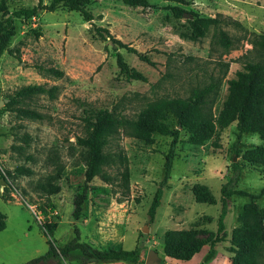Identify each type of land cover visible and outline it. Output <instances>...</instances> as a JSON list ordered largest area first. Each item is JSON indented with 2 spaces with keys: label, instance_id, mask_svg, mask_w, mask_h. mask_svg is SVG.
<instances>
[{
  "label": "rangeland",
  "instance_id": "obj_1",
  "mask_svg": "<svg viewBox=\"0 0 264 264\" xmlns=\"http://www.w3.org/2000/svg\"><path fill=\"white\" fill-rule=\"evenodd\" d=\"M39 1L8 0L9 11L31 8ZM172 7L186 12L178 16ZM88 9L95 16L92 22L67 8L40 10L28 20L16 18V34L9 48L21 58L9 51L0 58V224H6L0 230V264L30 263L48 251L49 240L57 245L70 240L75 226L87 237L100 227L116 237L122 233L124 248L138 245L141 255L142 250L147 255L154 249L162 258L160 264H233L237 250L233 233L243 223L240 214L252 201L264 210V167L243 158L248 149L264 146L263 134L240 133L233 122L225 128L217 127L211 137L196 143L169 114L167 123L180 132L170 178L153 222L149 209L165 175L172 136L155 132L152 142L147 143L120 133L111 147L115 149L120 144L126 151L129 191H124L119 180L109 183L97 178L81 217L75 220L74 197L84 186L86 167L78 137L87 132L85 109H116L135 118L150 102L187 97L213 78L220 80L218 92L210 97L217 116L229 93L228 80L235 78L247 62L260 59L253 40L264 33V0H149L147 6H131L124 0H91ZM196 14L217 16L221 22L211 25L203 37L192 39L187 33L191 32L190 21ZM97 27L107 29L103 31L106 38L99 36ZM223 31L232 41L230 46L221 40ZM112 39L121 40L137 53ZM117 51L146 80L122 74ZM139 54L155 64L142 60ZM49 67L62 69L65 75L56 77L47 72ZM34 84L55 89L9 104L10 97L21 87ZM17 107L38 111L42 118L26 116ZM236 151L243 165L237 188L263 194L255 200L242 195L229 199L222 240L216 243L215 256L207 260L218 231L221 187L231 176ZM19 166L29 168L31 173H19ZM109 171L116 175L115 169ZM195 184L210 189L211 202L196 200ZM50 206H54L53 212ZM41 207L47 208V214ZM49 222L58 225L52 237L43 226ZM146 226L149 230L144 232ZM172 230H190L201 243L190 259L166 254L165 240ZM256 233L250 230V236ZM81 240L87 241L84 235ZM252 264H264V249Z\"/></svg>",
  "mask_w": 264,
  "mask_h": 264
},
{
  "label": "trees",
  "instance_id": "obj_2",
  "mask_svg": "<svg viewBox=\"0 0 264 264\" xmlns=\"http://www.w3.org/2000/svg\"><path fill=\"white\" fill-rule=\"evenodd\" d=\"M91 0H50L48 3L39 1L34 7H22L12 13L9 11L8 0H0V11L4 19L0 20V58L5 51L16 54L20 59V54L9 48L12 37L16 34V18L32 19L40 10L55 11L59 8H67L70 11H78L84 21L92 22L94 14L88 9ZM184 2V0H180ZM131 6H147L149 0H124ZM173 12L181 16L186 10L180 7H172ZM7 16V17H6ZM6 17V18H5ZM221 22L219 17L194 15L190 21L191 32L187 33L192 39L203 37L208 28L217 26ZM99 36L104 37L103 27L96 28ZM37 36L41 32L35 31ZM120 47H125L132 52L137 50L119 39H112ZM221 40L226 46L232 44L226 32H221ZM260 59L250 61L244 65L242 70L237 72L235 78L229 79V93L223 103L222 109L215 116L210 104V97L216 94L219 89L220 80L213 78L207 85L195 88L187 97L161 98L150 102L142 109L137 117L130 118L117 111L108 108L85 109V122L87 132L85 136L78 137V144L84 149L85 173L84 186L74 197V210L72 216L79 219L83 212L84 203L89 193L92 183L101 178L104 182L113 183L120 181V186L124 191L130 188V167L129 159L125 149L118 144L113 149L112 141L120 134L152 142L151 135L155 132L172 136V143L166 155L165 175L160 181L152 204L149 209L150 222H153L158 207L161 205L163 191L167 185L171 170L174 146L179 138V128H171L167 123L169 114H172L177 125L191 133L192 139L196 143H203L211 137L216 128H225L236 122L240 133L258 132L264 135V33L255 35L253 40ZM120 72L129 79L146 80L145 75L132 68L125 61L121 52L115 53ZM140 58L150 64H155L146 55L139 54ZM47 72L62 77L65 75L62 69L49 67ZM55 87L47 89L44 85L34 84L21 87L15 95L9 99V104L18 103L24 97L39 92H53ZM53 94V93H51ZM1 100V95H0ZM2 107L0 106V111ZM17 111L26 116L42 118V115L35 110L17 107ZM239 153L236 151L233 160V171L231 176L221 187V211L218 219L217 235L211 241V249L207 255V260L212 259L216 254V243L222 240L221 233L225 230V218L229 212V199L233 195L250 196L253 200L263 193L251 194L237 188L241 179L243 169L242 162L238 159ZM244 160L253 164H260L264 167V146L248 149L244 155ZM110 169L116 170V175L110 173ZM21 174H30L29 168L19 166L16 169ZM10 174V173H7ZM6 188V187H5ZM51 192H56L51 191ZM193 193L198 202L209 203L213 199V194L207 186L195 184ZM42 212L47 214V208L41 207ZM54 211V206H50ZM243 222L241 226L234 229L233 243L237 246L233 264H252V259L256 255H262L264 249V210H259L252 201L240 214ZM5 223L0 224V230L4 229ZM46 232L51 237L57 229V223L49 222L43 224ZM260 227V228H259ZM250 230L257 231L250 236ZM48 251L32 260L31 264H91L113 261H124L133 264H145L146 256L141 255V249L137 245L133 249L125 248H97L81 240V232L78 227H74V236L63 245H57L55 241L49 240ZM201 243L196 240L190 230H172L168 232L165 240V252L167 255L179 258L190 259L200 248Z\"/></svg>",
  "mask_w": 264,
  "mask_h": 264
},
{
  "label": "crops",
  "instance_id": "obj_3",
  "mask_svg": "<svg viewBox=\"0 0 264 264\" xmlns=\"http://www.w3.org/2000/svg\"><path fill=\"white\" fill-rule=\"evenodd\" d=\"M100 228H101L100 229L101 231L97 229L95 232L90 233L88 235L89 237H87L85 234H83L84 232H82L81 235L82 236L84 235L87 239V241H84V242H87V243L91 244L92 246L97 247V248H101V249L112 248V247L124 248L122 246L124 241H125L124 234L120 233L119 236L116 237L115 235L109 234V232H106V231L104 232L103 227H100ZM142 255L146 256L145 252L143 250H142ZM91 264H133V263L124 262V261H113V262L91 263ZM138 264H143V263H138ZM169 264H172V263H169ZM207 264H215V262L212 261V262H209Z\"/></svg>",
  "mask_w": 264,
  "mask_h": 264
},
{
  "label": "water",
  "instance_id": "obj_4",
  "mask_svg": "<svg viewBox=\"0 0 264 264\" xmlns=\"http://www.w3.org/2000/svg\"><path fill=\"white\" fill-rule=\"evenodd\" d=\"M2 104H3V102L0 101V105H2ZM148 230H149V227H148V226H146V227L143 228V231H144V232H146V231H148ZM161 261H162L161 256H160L159 253H158L156 250H154V249H151V250L149 251V253L146 255V258H145V263H146V264H160ZM28 264H31V263H28Z\"/></svg>",
  "mask_w": 264,
  "mask_h": 264
}]
</instances>
